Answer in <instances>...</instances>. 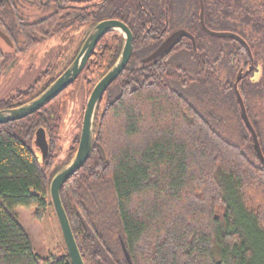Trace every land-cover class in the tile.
I'll return each instance as SVG.
<instances>
[{"label": "trees", "instance_id": "trees-1", "mask_svg": "<svg viewBox=\"0 0 264 264\" xmlns=\"http://www.w3.org/2000/svg\"><path fill=\"white\" fill-rule=\"evenodd\" d=\"M203 1L210 30L230 27L248 43L251 71L242 43L202 29L200 0H105L73 10L70 0L44 7L0 1V29L15 57L87 25L76 58L92 29L109 19L134 34L133 57L97 108L90 156L61 190L85 264H264V165L234 88L238 72L248 71L239 91L264 154V0ZM31 3L45 15L21 20ZM179 27L195 37L197 49L184 38L169 54L142 62L161 40L149 42V28L160 34ZM124 44L118 31L100 40L83 71L89 94ZM71 64L0 101V110L37 98ZM73 85L40 111L0 125V264H72L65 242L61 255L36 253L15 210L34 208L42 220L53 207L52 180L79 146L80 138L69 162L56 165L62 107ZM40 129L47 157L35 149Z\"/></svg>", "mask_w": 264, "mask_h": 264}, {"label": "water", "instance_id": "water-1", "mask_svg": "<svg viewBox=\"0 0 264 264\" xmlns=\"http://www.w3.org/2000/svg\"><path fill=\"white\" fill-rule=\"evenodd\" d=\"M201 11H200V25L202 29L211 36L219 38H229L234 39L242 43L249 52L252 65L249 69H253V54L248 43L238 34L232 32H220L210 30L205 23V5L204 1L200 0ZM118 31L120 32L125 39V44L123 51L116 62V64L106 73V75L97 83L95 88L90 94V97L87 102V106L84 111L83 123H82V132L79 139V146L77 153L73 160L62 169L52 180L50 194L53 208L55 210L63 239L67 248V252L70 256L72 264H85L78 248L75 236L73 234L70 221L68 219L67 213L63 206L61 200V190L64 184L74 176L87 162L94 140V121L97 108L102 101L105 93L112 83L121 75V73L128 66L132 55H133V41L134 36L129 28V26L123 21L117 19L104 20L98 23L92 31L89 33L86 38L80 52L72 62V64L37 98L32 101L11 109L0 110V125L14 122L17 120L24 119L38 111L43 107L57 98L61 93L66 91L71 85H73L76 80L79 78L81 73L84 71L87 63L91 59L98 43L100 40L108 33ZM0 37L11 47H13V42L10 37L0 31ZM189 38L193 43L194 49H197V43L195 37L185 29H180L173 34H171L160 46L149 56L143 59V63L153 62L162 56L169 54L174 50V48L184 39ZM248 71L244 73L241 69L235 79L234 88L235 92L241 106L242 115L244 121L251 132L253 142L256 148V151L264 165V154L261 149L259 142V137L249 119L244 100L239 91V83L244 78V75H247ZM36 144L41 150L43 157L49 155V144L47 141V135L44 129H40L37 133ZM124 252L129 262H131L130 255L123 245Z\"/></svg>", "mask_w": 264, "mask_h": 264}, {"label": "rangeland", "instance_id": "rangeland-1", "mask_svg": "<svg viewBox=\"0 0 264 264\" xmlns=\"http://www.w3.org/2000/svg\"><path fill=\"white\" fill-rule=\"evenodd\" d=\"M30 3V2H29ZM32 4V3H31ZM34 19L45 13L38 6L25 4ZM45 11V10H44ZM35 12V13H34ZM87 25L58 34L38 46L15 57V50L0 37V101L16 98L28 90L45 73L46 80L58 76L75 59L79 44ZM217 31L232 32L230 27H220ZM43 83V84H44ZM86 73H81L65 100L61 113V126L56 143V165H65L70 160L73 142L80 138L84 111L90 97L86 87ZM40 88L34 90L38 93ZM40 155L38 147L35 148ZM21 224L29 233L36 253L47 256L61 255L64 252V239L53 207H49L44 219L36 218V209L18 207L15 210Z\"/></svg>", "mask_w": 264, "mask_h": 264}, {"label": "flooded vegetation", "instance_id": "flooded-vegetation-1", "mask_svg": "<svg viewBox=\"0 0 264 264\" xmlns=\"http://www.w3.org/2000/svg\"><path fill=\"white\" fill-rule=\"evenodd\" d=\"M1 1V0H0ZM30 1H38V2H40L39 4L40 5H42V7H44V5H46L47 3H49V1H56V0H30ZM57 1H59V5L60 4H62V0H57ZM70 1H74L75 3H70V4H68V5H66V7H69L70 9H72V8H83V7H86V6H88L89 4H99L100 2H102V1H105V0H70ZM91 1H95V2H91ZM31 5V4H30ZM52 5H56V3L55 2H53L52 3ZM41 11H43L42 9H40ZM73 10V9H72ZM22 11L23 12H21V14H27L28 16H29V18H27L26 16L27 15H24V16H22L21 17V20H25V19H27V20H35L34 18V14L33 13H30V12H28L27 11V8H23L22 9ZM43 12H45V11H43ZM35 13V12H34ZM46 13V12H45ZM30 21V22H31ZM34 22V21H33ZM166 22H168V16L166 15ZM130 28V27H129ZM180 29H183V28H174V29H172L171 31H169L168 33H165V29L164 30H162L161 31V33L160 34H154V33H152L151 32V29L149 28L148 30H147V33L149 34V39H148V41L149 42H154V40L156 41V39H161L160 40V43L154 48V49H152V51L148 54V56L150 55V54H152L154 51H156L157 50V48H159V46L171 35V34H173L174 32H176V31H178V30H180ZM0 31H2V29H0ZM132 31V30H131ZM133 33V32H132ZM84 34V33H83ZM83 36V35H82ZM133 36H134V34H133ZM83 38V37H82ZM82 38H80V39H82ZM183 41V40H182ZM181 43V42H180ZM177 47V46H176ZM175 47V48H176ZM174 48V49H175ZM132 57H133V55H132ZM147 57V56H146ZM142 62H143V59H142Z\"/></svg>", "mask_w": 264, "mask_h": 264}]
</instances>
